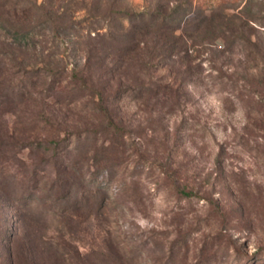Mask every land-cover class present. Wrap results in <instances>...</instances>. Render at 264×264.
I'll use <instances>...</instances> for the list:
<instances>
[{
    "label": "rangeland",
    "instance_id": "obj_1",
    "mask_svg": "<svg viewBox=\"0 0 264 264\" xmlns=\"http://www.w3.org/2000/svg\"><path fill=\"white\" fill-rule=\"evenodd\" d=\"M0 81V264H264V0H0Z\"/></svg>",
    "mask_w": 264,
    "mask_h": 264
},
{
    "label": "trees",
    "instance_id": "obj_2",
    "mask_svg": "<svg viewBox=\"0 0 264 264\" xmlns=\"http://www.w3.org/2000/svg\"><path fill=\"white\" fill-rule=\"evenodd\" d=\"M74 81H76L77 83V88H79V93H81L83 96L85 95L86 97H89L91 99V102L93 104V109L94 111H96V114H98V117L101 118V120H103L104 122L107 121L108 122V126H110L109 128L112 131H121L120 130V123H121V119L117 117V115L115 114V112L113 111L112 106L110 105V101L111 100H115L118 101L120 100V97L118 95L119 90L116 89L114 91H112V93H108L105 89H103L102 87H100L98 85V83H93L92 86H88L86 84V78L84 75H80L78 72H73L72 77L70 78ZM1 82V81H0ZM2 89V88H1ZM0 89V94L1 92L5 91V90H1ZM22 92H20L21 94ZM11 96H13L15 93L14 91H10ZM3 95V94H2ZM1 97V95H0ZM0 101L3 102L4 104V99L0 98ZM8 109V108H7ZM4 111L5 109L2 107L0 109V116L5 114L6 112H10L9 110ZM14 129V128H13ZM20 133V132H18ZM24 132H21V134H23ZM12 131H11V127L9 126V123L6 121H4V123L2 122V124H0V145H10V146H16V147H22L25 146L27 144L37 147L38 149H48L50 147L49 144L51 143H55L54 140L52 139H35L32 138L30 141H20L23 139L22 136H13L12 135ZM13 138V139H11ZM8 139H11V141H9ZM20 141V142H19ZM36 148V149H37ZM66 178H69V176H65ZM60 179H58L54 184H52L50 186V194L52 197L55 195L56 196V191L58 186L60 185ZM185 196H190V191H183ZM55 199V197L53 198ZM78 206V205H77ZM75 206V207H77Z\"/></svg>",
    "mask_w": 264,
    "mask_h": 264
}]
</instances>
